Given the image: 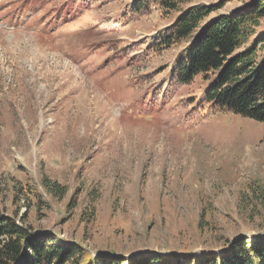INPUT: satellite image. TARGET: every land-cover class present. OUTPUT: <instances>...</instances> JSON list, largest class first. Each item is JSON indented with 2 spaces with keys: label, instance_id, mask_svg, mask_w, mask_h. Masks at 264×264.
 Here are the masks:
<instances>
[{
  "label": "rangeland",
  "instance_id": "1",
  "mask_svg": "<svg viewBox=\"0 0 264 264\" xmlns=\"http://www.w3.org/2000/svg\"><path fill=\"white\" fill-rule=\"evenodd\" d=\"M133 3L0 0V214L93 258L198 257L264 237V123L204 118L216 76L163 99L195 38L148 50L191 7L214 8L204 27L254 0H190L121 24ZM249 36L237 53L264 36V19Z\"/></svg>",
  "mask_w": 264,
  "mask_h": 264
},
{
  "label": "trees",
  "instance_id": "2",
  "mask_svg": "<svg viewBox=\"0 0 264 264\" xmlns=\"http://www.w3.org/2000/svg\"><path fill=\"white\" fill-rule=\"evenodd\" d=\"M133 1L122 16L121 24L135 22L155 9L168 15L190 0ZM213 12L211 7H191L158 36L155 46L148 49L160 54L195 38L173 69L163 99L172 98L179 88L190 85L199 76L206 80L216 76L198 105L199 111H207L204 118L220 113L264 123V58L260 61L258 58V45L264 41V36L255 40L248 50L237 53L249 41L251 29L264 19V0H254L242 12L215 18L201 27ZM42 185L55 199L66 194L65 188L47 177ZM18 218L17 214H0V264H264V237L238 236L223 251L206 252L198 257L174 252L129 260L113 253L93 258L78 245L59 240L53 233H37L24 223V217V220Z\"/></svg>",
  "mask_w": 264,
  "mask_h": 264
}]
</instances>
